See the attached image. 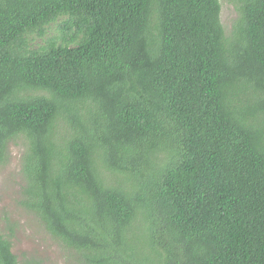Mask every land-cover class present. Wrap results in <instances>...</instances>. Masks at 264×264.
Listing matches in <instances>:
<instances>
[{
    "label": "trees",
    "instance_id": "16d2710c",
    "mask_svg": "<svg viewBox=\"0 0 264 264\" xmlns=\"http://www.w3.org/2000/svg\"><path fill=\"white\" fill-rule=\"evenodd\" d=\"M229 1L228 34L222 0H0V164L71 259L264 264V0Z\"/></svg>",
    "mask_w": 264,
    "mask_h": 264
},
{
    "label": "rangeland",
    "instance_id": "374dc122",
    "mask_svg": "<svg viewBox=\"0 0 264 264\" xmlns=\"http://www.w3.org/2000/svg\"><path fill=\"white\" fill-rule=\"evenodd\" d=\"M221 17L226 33H231L238 17L231 1L222 0ZM21 155V146L11 143L8 161L0 164V225L4 230L13 227L14 252L21 260L29 259L37 264H81L74 256L70 258V252L61 243L42 231L39 219L20 203Z\"/></svg>",
    "mask_w": 264,
    "mask_h": 264
}]
</instances>
